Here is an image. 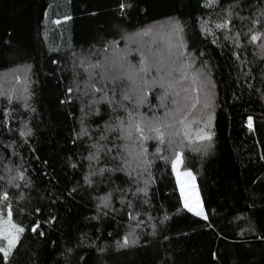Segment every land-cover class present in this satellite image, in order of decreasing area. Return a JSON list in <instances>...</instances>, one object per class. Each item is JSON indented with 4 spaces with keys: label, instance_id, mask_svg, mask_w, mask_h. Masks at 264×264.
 <instances>
[{
    "label": "trees",
    "instance_id": "16d2710c",
    "mask_svg": "<svg viewBox=\"0 0 264 264\" xmlns=\"http://www.w3.org/2000/svg\"><path fill=\"white\" fill-rule=\"evenodd\" d=\"M8 206L0 264H264V0H0Z\"/></svg>",
    "mask_w": 264,
    "mask_h": 264
},
{
    "label": "snow or ice",
    "instance_id": "6c2138e0",
    "mask_svg": "<svg viewBox=\"0 0 264 264\" xmlns=\"http://www.w3.org/2000/svg\"><path fill=\"white\" fill-rule=\"evenodd\" d=\"M253 40H256L257 37L253 36L252 37ZM143 63V61H142ZM148 71V69L141 67L140 68V72H145ZM156 71H161V69H156ZM195 82V81H193ZM163 86V85H162ZM171 87V85H169ZM97 91H99V89H97ZM128 97L125 96V99H127ZM195 105H193L194 107ZM251 123V122H250ZM137 131L139 132H143V129L140 128L139 125L136 126ZM154 131H156L157 133L160 132L159 128L154 129ZM208 139H210L211 137H206ZM162 136H161V141H162ZM177 160H179V157H177ZM173 167L175 168L176 165L173 164ZM187 175H190V173H187ZM182 192H183V186L181 188ZM7 194L4 193L3 194V199H7ZM186 207H188L187 201H186ZM194 209L192 207H189V211H193ZM197 215H201L202 213L200 211L196 212ZM12 211L10 206H8L7 208V219L3 218V215H0V238H2L3 240H5L6 246H0V252H2L5 256V258H7V256L9 255L10 251L15 247V245L18 243L19 241V234L24 232V229L22 227H19L18 225H16L12 219ZM206 218V217H205ZM35 227L32 229V231H35ZM127 243V240H125V244Z\"/></svg>",
    "mask_w": 264,
    "mask_h": 264
},
{
    "label": "rangeland",
    "instance_id": "374dc122",
    "mask_svg": "<svg viewBox=\"0 0 264 264\" xmlns=\"http://www.w3.org/2000/svg\"><path fill=\"white\" fill-rule=\"evenodd\" d=\"M251 122V123H250ZM248 126L252 128V121L248 120ZM173 164L176 165V167H173ZM173 173L175 176V179L177 181L178 188L180 190L181 199L183 206L189 210V207H192L194 210L191 211L194 215L199 217H204V210L201 202V196L195 181V178L193 174L189 171H185L181 168V162L179 160H175L172 163ZM187 173H190V175H187ZM183 186V192L181 190ZM186 201L188 204V207H186ZM200 211L202 214L197 215L196 212Z\"/></svg>",
    "mask_w": 264,
    "mask_h": 264
}]
</instances>
